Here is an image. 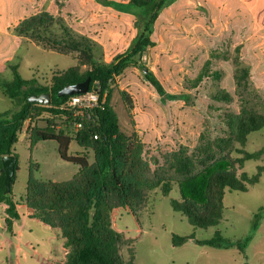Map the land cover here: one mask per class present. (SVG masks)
Returning <instances> with one entry per match:
<instances>
[{
	"label": "rangeland",
	"instance_id": "374dc122",
	"mask_svg": "<svg viewBox=\"0 0 264 264\" xmlns=\"http://www.w3.org/2000/svg\"><path fill=\"white\" fill-rule=\"evenodd\" d=\"M38 14L56 20L50 33L55 38H62L64 29L74 37H87L95 59L108 65L132 49L147 20L145 8L134 0H0L1 79L12 80L11 65L18 64L24 79L49 86L53 73L78 64L75 54L46 50L14 32L16 24ZM152 40L154 46L138 58L139 67H128L110 85L111 104L122 130L137 132L152 169L162 166L164 156L172 151L185 148L191 154L202 134L211 139L225 136L228 115L239 114L242 108L264 113V0H172L161 12ZM238 60L250 71L246 89L238 88L234 79ZM208 61L209 74L217 71L220 78L207 77L195 87ZM141 67L163 84L165 100ZM86 70L81 68L82 73ZM220 89L231 95L230 102L212 99ZM18 108L0 89V113ZM27 126L14 146L17 171L11 197L20 218L11 232L5 223L7 206L0 203V264H62L68 253L65 241L58 229L31 217L27 183L30 174L43 181H69L78 167L61 158L55 141L32 145ZM235 147L247 152L264 149V128L251 133L244 147ZM79 151L72 142L70 153ZM232 155L240 157L236 151ZM260 167L264 155L246 161L240 172L254 176ZM171 200H181L177 185L168 196L160 190L151 192L142 209L112 211V228L122 236L124 260L133 247L135 264H264V172L246 192L226 190L217 227L193 226L174 211ZM217 231L233 246L219 249L196 243L212 239ZM175 235L189 240L175 245ZM238 241L245 242L243 253Z\"/></svg>",
	"mask_w": 264,
	"mask_h": 264
},
{
	"label": "trees",
	"instance_id": "16d2710c",
	"mask_svg": "<svg viewBox=\"0 0 264 264\" xmlns=\"http://www.w3.org/2000/svg\"><path fill=\"white\" fill-rule=\"evenodd\" d=\"M171 2L134 0L136 5L145 8L147 20L137 43L111 65L95 59L92 43L85 36L74 37L67 29H64L60 39L51 36L56 20L47 14L26 18L14 26L18 36L31 40L39 47L77 56L78 64L53 73L49 86L41 85L35 79H24L18 64L11 65L12 80L0 78V89L19 107L0 113V203L7 206L5 223L8 231L13 230L14 221L20 215L11 193L5 194L2 158L15 155L14 146L26 123L32 145L55 141L61 158L78 166V172L69 181H43L30 174L27 183L26 204L31 217L58 229L65 241L68 253L62 264H135L133 247L127 260L121 254L122 236L112 228V211L118 208L131 211L142 209L149 204L151 192L160 190L168 196L175 185L179 188L181 200H171L174 211L184 215L197 228L217 227L224 214L226 190L246 192L249 186L259 183L264 172V167H260L254 176L240 172L246 161L262 157L264 149L247 152L235 147H244L251 133L264 128V113L252 108H242L239 114L227 116L229 131L225 136L211 139L202 134L199 145L191 154L185 148L167 153L164 164L156 169H152V163L145 158L146 145L137 132L122 130L120 118L111 104L110 85L128 67H139L138 58L154 46L152 35L155 24ZM210 65V61L205 64L194 81L195 87L207 77L220 78L217 71L209 74ZM82 67L87 68L85 73L81 72ZM249 76V68L241 66L238 60L234 74L238 88L248 87ZM89 77V90L99 83L101 93L108 92V98L104 105L91 111L90 118L78 117L67 108L72 96L60 97L59 92ZM145 77L165 100L167 92L160 80L151 71ZM45 93L52 95L50 105L29 101L32 95ZM212 99L230 102L232 97L226 90L220 89ZM46 114L48 117H43ZM41 122L44 124L41 125ZM78 122H82L80 129L75 126ZM72 142H76L82 151L70 153ZM233 151L240 157H233ZM14 177L15 174L11 186ZM187 240L189 237H173L175 245H182ZM245 242H237L242 253ZM196 243L219 249L233 246L219 231L212 239L197 240Z\"/></svg>",
	"mask_w": 264,
	"mask_h": 264
},
{
	"label": "water",
	"instance_id": "95a60500",
	"mask_svg": "<svg viewBox=\"0 0 264 264\" xmlns=\"http://www.w3.org/2000/svg\"><path fill=\"white\" fill-rule=\"evenodd\" d=\"M148 68L143 69V73L147 75L149 73ZM91 83V77L87 78L85 81L70 85L65 87L59 92L60 97H64L65 95L75 96L83 93H87L90 88ZM30 102L33 103H40L44 105H50L52 103V95L45 93L41 95L34 94L29 98ZM3 167L5 171V194L10 195L11 193V181L16 171V165H17V157L16 155H6L2 158Z\"/></svg>",
	"mask_w": 264,
	"mask_h": 264
},
{
	"label": "built area",
	"instance_id": "2783aa9c",
	"mask_svg": "<svg viewBox=\"0 0 264 264\" xmlns=\"http://www.w3.org/2000/svg\"><path fill=\"white\" fill-rule=\"evenodd\" d=\"M107 92L101 93V87L99 83L93 87L92 90H89L87 93L79 94L72 96L68 101L67 108L71 110L75 116L78 117H91V111L96 107H101L106 103ZM76 129L82 127V122H78ZM97 139V136H95Z\"/></svg>",
	"mask_w": 264,
	"mask_h": 264
},
{
	"label": "crops",
	"instance_id": "0c3cea01",
	"mask_svg": "<svg viewBox=\"0 0 264 264\" xmlns=\"http://www.w3.org/2000/svg\"><path fill=\"white\" fill-rule=\"evenodd\" d=\"M80 152V151H79ZM78 167V166H77Z\"/></svg>",
	"mask_w": 264,
	"mask_h": 264
}]
</instances>
